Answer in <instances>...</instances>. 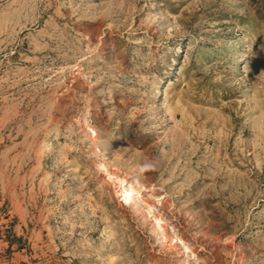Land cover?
I'll use <instances>...</instances> for the list:
<instances>
[{"label":"rangeland","instance_id":"1","mask_svg":"<svg viewBox=\"0 0 264 264\" xmlns=\"http://www.w3.org/2000/svg\"><path fill=\"white\" fill-rule=\"evenodd\" d=\"M10 237L33 261L264 264V0H0Z\"/></svg>","mask_w":264,"mask_h":264},{"label":"crops","instance_id":"2","mask_svg":"<svg viewBox=\"0 0 264 264\" xmlns=\"http://www.w3.org/2000/svg\"><path fill=\"white\" fill-rule=\"evenodd\" d=\"M31 256L25 248H16L11 237L5 241L0 239V264H64L46 257L33 261Z\"/></svg>","mask_w":264,"mask_h":264}]
</instances>
